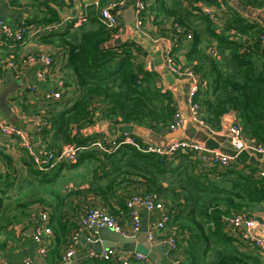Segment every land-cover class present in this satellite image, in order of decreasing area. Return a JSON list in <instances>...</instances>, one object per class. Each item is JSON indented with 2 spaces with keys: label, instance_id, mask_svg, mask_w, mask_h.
Instances as JSON below:
<instances>
[{
  "label": "trees",
  "instance_id": "obj_1",
  "mask_svg": "<svg viewBox=\"0 0 264 264\" xmlns=\"http://www.w3.org/2000/svg\"><path fill=\"white\" fill-rule=\"evenodd\" d=\"M112 1L122 0H100L80 17L69 20L63 32L41 36L40 42L56 50L57 57H66L62 79L66 88L74 87L78 93L71 105L67 92L46 104L36 102L37 98L32 102L28 89L11 98L24 112L45 115V149L58 152L67 144H86L93 137L84 134V130L98 115L116 124L152 128H166L173 121V97L154 84L139 58L141 48L133 40L115 43L123 32L103 22L101 11ZM238 1L250 8L264 7V0ZM148 2L146 13L153 16L160 33L177 35L182 41L185 34L193 33L186 58L188 66L201 74L202 85L205 84L194 97L201 106L200 119L219 128L223 117L233 113L242 134L264 146L263 26L232 6L223 12V21L216 23L208 15L196 12L193 0ZM10 4L16 11L27 9V17L36 24L59 22V9L67 5L62 0H11ZM174 23L182 26L184 32L172 30ZM139 142L140 148L123 144L111 152L84 150L75 162L62 161L51 171H41L33 157L25 158L37 183L29 181V194L24 190L26 186H16V176L12 178L11 172L2 174L0 225L8 211L26 212L34 203H41L50 210L52 226L66 233L74 225L69 219L64 220L71 202L74 207L70 210L78 207L74 198L80 200V209L100 204L111 213L116 207L127 211L125 201L135 193H156L172 215L166 229L179 240L182 264H263L258 251L253 254L238 243L224 217L238 213L256 218V211L264 206V176L255 177L243 169L229 167L203 168L199 155L193 151L160 154L145 151L147 144ZM82 166L91 179L86 186L62 192L52 189L51 193L59 194L58 206L42 198L31 199L35 197L34 184L54 187L61 170Z\"/></svg>",
  "mask_w": 264,
  "mask_h": 264
},
{
  "label": "crops",
  "instance_id": "obj_2",
  "mask_svg": "<svg viewBox=\"0 0 264 264\" xmlns=\"http://www.w3.org/2000/svg\"><path fill=\"white\" fill-rule=\"evenodd\" d=\"M10 1L11 0H0V8L4 3L6 4V2ZM28 1L29 0H24L25 3ZM147 1H149L148 3L150 4L155 0ZM167 1L171 2L172 0ZM234 1L236 0H216V3L207 1V4L216 6L218 10L220 8L226 10L228 6H232L239 11V8L233 4ZM62 2L67 3L65 7L59 9L61 20L65 22L64 18L68 17L70 21L71 19L78 18L83 15L84 11L88 10L89 7L98 5L100 0H62ZM134 2L135 0H130L126 7L121 9L124 30L122 35L116 39L115 43H122L127 40L136 42L141 48L139 58L144 63L145 69L150 72V76L156 86L171 93L175 102L176 112L181 115L183 122L176 130H170L168 127L152 128L132 124H116L98 115L94 123L84 130V134L92 136L93 138L103 135L117 138L123 136V134H130L147 144V146L151 145L163 148H166L175 140L188 139L200 143L209 152H217L234 158L228 165L230 169H243L246 171V169L250 168L252 171H256V174H264V152L256 150L252 145V140H249V138L233 129L236 125L241 126L235 114L230 113L225 115L219 128L204 123L200 119L201 110L198 118L193 114L190 91L195 84V79L173 73L166 63V54L169 50H172L177 61L184 67H187L188 60L186 55L191 47V41L184 39L182 43L174 47V43L170 40V35L160 33L159 28L153 24V18L150 13H148L147 18L139 24L136 21ZM239 6L242 5L239 4ZM8 8L12 12L11 16L7 15L8 21L23 18L29 14L27 9L16 11L12 6ZM216 15L219 18L221 13L218 14V12H216ZM243 15L246 16L248 20L259 22L264 28V7H247ZM36 45L37 47L51 50L56 56V50L51 46L41 42L36 44L31 38L26 40L23 45H16L14 48H10L8 44H0V74L2 75V82L0 85L6 83L9 75L12 76L13 80H17L14 74L15 69L5 67L6 63L10 60L9 56L15 57L13 60L17 66H22L23 64L27 65V68L23 69V82L35 86L41 93L58 84L59 78L62 76L61 69L66 62V57L59 58L56 56V62L52 73L45 79H40L37 75L41 68L40 62L35 57H28L29 54L34 52ZM227 52L228 51H225V54ZM216 53H219L218 49ZM23 82L22 85H24ZM199 86L201 88V86H205V84L202 85V82H200ZM23 90L24 88L20 86L8 96L9 105L12 110L11 115L0 110V123L15 126L21 132L20 136L13 137L0 132V187L2 189V174L9 171L12 174V178L16 176V186H26L24 190L31 194L28 183L31 180L37 183V177H35L28 166L25 165L24 160L25 158L32 157L34 152H39L42 144L35 132L36 125L34 115L24 112V110H21L19 105H17L15 100H11L12 97ZM31 101L34 102L33 100ZM80 185L86 186V183L82 181L69 182L65 183L60 188L62 191L63 189L65 191L68 188L78 187ZM43 186L34 184V187H36L34 188L35 197L33 196L31 199L35 201L36 197L42 198L46 200V202H52L55 206H58L61 202L58 198L59 194L51 193L49 194L51 196H48V194L46 195L48 192L43 191ZM29 194L27 198L31 197ZM46 197H48V199H46ZM74 201L78 203V207L74 211L70 210L74 207V202L70 200V209L67 210L68 216H64V220L69 219V221L74 223V225L71 226L72 229L64 233L53 225V233L46 236L42 243L36 242L33 235L40 213L43 211H50L47 207L43 206L41 203H34L30 211H16V213L7 214L0 225V259L6 264H25L26 261H29L31 264H123L116 256L108 261L91 257V253L96 251L89 246L90 243H95L99 247L105 242L111 243V241L105 240L103 236L105 228L81 227V216L87 208L80 209V200L74 198ZM69 203H64V205L67 206ZM107 210L109 209L107 208ZM113 210L111 214L117 218L124 228L130 230L131 220L128 212L119 207ZM138 211L141 218V225L145 223L148 229L161 217V212L158 211H147L144 208H138ZM259 212L260 213L256 212L255 216L256 218L260 217L264 223L263 205L259 207ZM243 230L247 231L248 226L243 225ZM251 230L250 231L255 237L264 239V225L251 228ZM168 232L169 230L166 229L162 232L161 236L166 237ZM76 233H79L77 235L78 240L74 242L72 237L73 234ZM139 234L140 231L135 237L137 238ZM151 245L158 248V250L154 252L153 257L149 256V262L132 259L130 264H171L165 253L167 249V247H164L167 246L165 241H156L151 243ZM72 246H74L75 254L71 258H66V253L71 250ZM161 246L164 247V250L159 249ZM242 247L253 254L255 251H258L254 244L250 245L243 242ZM117 249L123 254L126 253L122 249ZM261 258L264 264V256L261 255Z\"/></svg>",
  "mask_w": 264,
  "mask_h": 264
},
{
  "label": "built area",
  "instance_id": "obj_3",
  "mask_svg": "<svg viewBox=\"0 0 264 264\" xmlns=\"http://www.w3.org/2000/svg\"><path fill=\"white\" fill-rule=\"evenodd\" d=\"M130 0H122L118 2H109L104 6L101 11V18L103 22L112 29H119L121 32L124 30L123 18L121 14V9H124ZM196 7V12H201L205 15H208L213 22L220 23L223 21V8L217 9L216 6L207 4L206 0H193ZM99 3V2H98ZM135 12H136V21L140 24L145 18H147L148 13H146V0H135ZM7 7H11L10 2H6ZM216 12L221 13V15H216ZM153 18V16H152ZM70 18H64L65 22L60 20L59 22H51L48 24H36L32 22L27 16L23 18H18L13 21H0V44H8L10 48H14L16 45H23L26 40L32 39L34 43L38 44L40 42L41 36L48 35L51 32H63ZM65 24V26H64ZM64 26V27H63ZM172 30H176L178 33L184 32L182 26L178 23H174ZM185 38L188 41L193 39V33L188 32L185 34ZM170 40L174 43V47L181 43L182 39L179 36L174 35L170 36ZM262 48L264 50V36L262 37ZM28 57L36 58L40 64L41 68L38 71V78L45 79L48 75L52 73V70L55 66L56 57L55 53L51 50L43 49L41 47L34 48V52L29 54ZM15 57L9 56V61L6 63L5 67L10 69H15L14 74L16 79L20 81V86L24 90H29L31 100H35L40 104H46L53 100L62 98L66 92L69 94V104L71 105L77 98L78 93L75 91L74 87H65L62 76H60L58 84L55 87L46 89L44 92H40L33 85H29L23 82V69L27 68L26 64L22 66H17L13 60ZM166 63L169 69L178 75L189 76L192 79H195V84L190 91L192 112L195 117H199L201 106L199 103L194 101L196 93L199 91V83L201 82V74L195 72L190 66L184 67L179 61H177L172 50H169L166 54ZM2 82V75L0 74V84ZM22 82L24 85H22ZM23 90V91H24ZM22 91V92H23ZM69 91V92H68ZM74 91V92H72ZM22 92L17 95H21ZM73 93V94H70ZM34 95V96H33ZM35 125H36V134L42 144V131L43 128L47 127L48 120L45 115L36 114L34 115ZM183 122L181 115L176 112L173 118V121L169 124L168 128L170 130H176L181 123ZM237 132L242 134V127L236 125L233 127ZM0 132L7 136H20L21 132L15 126L5 125L0 123ZM140 140L133 135L123 134L121 137L113 138L108 135L97 136L88 141L84 145L78 144H67L63 148L56 152L54 150H48L41 147L39 152L33 153V160L35 165L41 171H51L55 168L60 162L67 161L73 163L77 160V157L81 151L90 150L92 148H97L104 152H111L117 150L123 144L132 145L140 148ZM254 142V140H252ZM256 150L259 152H264V146L261 144H252ZM193 151L199 155V158L203 164V168H208L212 166L228 167V165L233 161L234 158L226 156L217 152H209L204 146L200 143L193 142L188 139H181L173 141L166 148L157 147V146H147L145 151L158 152L160 154H174L177 151ZM247 174H253L255 177L264 176L263 173H257L252 171L250 168L246 169ZM127 212L131 220V229L127 230L124 228L117 218L113 216L106 207L102 205L92 206L88 208L84 214L81 216L80 225L82 228H98L112 229L119 234L126 237H135L136 234L140 231L141 218L138 211V208H144L147 211L161 212L160 219L154 223L148 229V240L150 243L156 241H165L167 243L166 256L170 260L171 264H182V257L179 250V240L175 233L170 234L168 232L166 237H162V232H164L172 219V215L169 210L166 208L164 201L156 193H135L131 195L125 201ZM224 222L227 225L229 230H232L236 237L238 238V243L255 245L260 255L264 256V239L255 237L251 232V228L264 225L262 220L255 218H246L241 214H231L224 217ZM247 224L248 230H243V225ZM51 223V215L49 212H41L39 220L36 223L34 230V240L38 243H42L46 236H49L53 233ZM251 230V231H250ZM79 233L73 234V241L77 242ZM91 240V239H90ZM92 241V240H91ZM73 242V245L75 246ZM74 246L71 250L66 253V258H71L74 256ZM44 251V249H43ZM116 256L118 260H121L123 264H130L132 259H137L142 262H149L150 258L148 255H145L136 251H128L123 254L117 248H108L101 253L92 252L91 257L97 258L103 261H108L112 257ZM0 264H6L0 259ZM25 264H31L29 261H26Z\"/></svg>",
  "mask_w": 264,
  "mask_h": 264
},
{
  "label": "water",
  "instance_id": "obj_4",
  "mask_svg": "<svg viewBox=\"0 0 264 264\" xmlns=\"http://www.w3.org/2000/svg\"><path fill=\"white\" fill-rule=\"evenodd\" d=\"M233 4L237 8H239V11L241 13H245L247 6L242 5L238 0L234 1ZM239 4H241L242 6H239ZM7 15L11 16L12 12L7 7V4L4 3L0 8V21H8ZM19 87L20 81L13 80L11 75L7 77L5 84L0 85V110L4 111L8 115L12 114V110L8 101V96L15 90H17ZM244 225L247 226V224ZM103 236L105 240H109L111 241V243L105 242L104 244H102V246L99 247L95 243H90L89 246H91L94 251L100 253L104 249L115 247L122 249L125 252L138 251L140 253L153 257L154 252L158 250V248L152 246L148 240V226L145 223L141 225L140 234L137 238L123 236L109 228L104 229ZM164 247L161 246L159 249L164 250Z\"/></svg>",
  "mask_w": 264,
  "mask_h": 264
},
{
  "label": "rangeland",
  "instance_id": "obj_5",
  "mask_svg": "<svg viewBox=\"0 0 264 264\" xmlns=\"http://www.w3.org/2000/svg\"><path fill=\"white\" fill-rule=\"evenodd\" d=\"M64 170L66 171L62 172L61 170L59 172V177L57 178V182L55 183L54 187H50V186L42 187L44 192H49L50 194L52 189L56 190V192H62V189L60 187H62L65 183H69V182L73 183V182H80V181H82L83 183H87V181L91 179V174L87 173L85 166H82L80 168L64 169ZM47 194L48 193H46V195ZM49 194L48 196H51ZM46 199H48V197H46ZM256 212L260 213L259 211H256ZM12 213H16V211H13V210L8 211V215Z\"/></svg>",
  "mask_w": 264,
  "mask_h": 264
}]
</instances>
